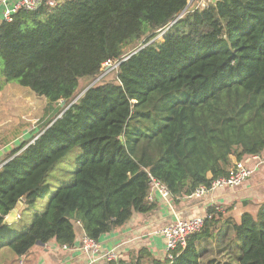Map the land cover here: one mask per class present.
<instances>
[{
    "label": "trees",
    "instance_id": "obj_1",
    "mask_svg": "<svg viewBox=\"0 0 264 264\" xmlns=\"http://www.w3.org/2000/svg\"><path fill=\"white\" fill-rule=\"evenodd\" d=\"M189 1L41 0L0 21V92L17 83L48 106L39 135L0 163V251L71 247L77 227L98 242L154 208L149 177L175 202L225 177L230 156L264 158V0H211L170 26ZM106 62L113 81L101 79ZM82 80L84 90L97 83L84 91ZM74 148L71 183L27 226L21 218L48 194L49 171ZM18 204L20 218L5 223ZM206 214L185 248L155 264H214L210 254L264 264V202L238 223Z\"/></svg>",
    "mask_w": 264,
    "mask_h": 264
},
{
    "label": "crops",
    "instance_id": "obj_2",
    "mask_svg": "<svg viewBox=\"0 0 264 264\" xmlns=\"http://www.w3.org/2000/svg\"><path fill=\"white\" fill-rule=\"evenodd\" d=\"M15 1L9 0L7 6L11 7ZM5 9L6 5L0 4V21L4 19ZM7 146L9 145L0 148V163L9 154V152H5V150H9ZM260 159L264 160V158ZM243 160V163L248 167L254 166L256 163L248 157H244ZM237 161L240 160L235 156H230L231 166ZM209 177L210 175H208ZM263 202L264 164L260 166L258 172L237 188L218 189L205 194L201 198L184 197L175 202L171 197L169 201H163L159 196H156L152 202L154 208L149 213L141 215L134 213L123 227L101 236L98 240L99 249L94 255L82 251L81 241L84 234L77 227L76 238L71 247L64 248L58 245L56 241L51 240L45 244H36L25 255L16 259L13 258L10 250L2 249L0 251V264H85L91 259L95 260V264H107L105 259L107 254L115 256L114 264H135L137 259L139 264L164 262L167 260L165 245L162 237L154 234L156 230L174 222L176 219H188L196 216L205 217L208 208L216 210L215 217L219 220V224L227 221L238 223L244 213L254 214ZM23 209V205L18 204L7 215L9 220L5 223H16ZM21 221H24L23 217ZM220 233V230H215L211 234V239H207L209 243L205 245L210 247L209 250L215 246L213 240ZM229 236L230 233L226 235V240ZM222 242L225 245V239H222ZM208 257L212 258L211 260L215 259L214 264H219L221 262L219 259L224 256L217 258L210 254Z\"/></svg>",
    "mask_w": 264,
    "mask_h": 264
},
{
    "label": "rangeland",
    "instance_id": "obj_3",
    "mask_svg": "<svg viewBox=\"0 0 264 264\" xmlns=\"http://www.w3.org/2000/svg\"><path fill=\"white\" fill-rule=\"evenodd\" d=\"M209 1L211 0H190L182 16L189 9L202 8L204 6L202 2L206 4ZM155 40L162 42L161 34H158ZM113 70V65L110 67L109 65H103L101 75L106 74L105 80H103L102 76V78L100 77L103 82H109L115 79ZM87 82V80H82V89ZM59 105L63 107L62 102ZM47 107L46 99L35 95L28 88L21 87L17 83H11L5 87L0 92V148L5 146V144L9 145L7 146L9 150H5V152H9L10 154L14 149L21 146L24 141L30 140L32 142L39 135L41 125L45 122L46 117H48ZM80 153L79 148L72 149L49 171L46 177V182L49 184L48 194L38 199L34 206L24 215L23 219L27 223V226L30 225L31 217H33L34 213H40L46 207L50 198L58 188L65 187L71 183ZM12 255L14 259L17 258L13 253Z\"/></svg>",
    "mask_w": 264,
    "mask_h": 264
},
{
    "label": "built area",
    "instance_id": "obj_4",
    "mask_svg": "<svg viewBox=\"0 0 264 264\" xmlns=\"http://www.w3.org/2000/svg\"><path fill=\"white\" fill-rule=\"evenodd\" d=\"M8 1L9 0H0V4L6 5L3 17L5 20L10 21L11 16L19 9L35 10L39 6L41 0H16L11 7L7 6ZM54 4L55 2L53 1L49 2L50 6H53ZM202 4H204V6L206 5L203 2ZM105 65H109V67L112 66L109 62H106L104 66ZM113 67H116V65ZM251 158L256 161L254 166L248 167L242 161H237L228 169V174L225 177H219L213 180L208 189L204 186H199L189 197L201 198L205 194L218 189H232L243 185L256 172H258L260 166L264 164V160L260 159L258 156H253ZM156 196H159L163 201H169L170 199V194L166 187L154 178L149 177L146 201L152 203ZM205 218L206 217L203 216H196L188 219H176L174 222H171L154 232L155 235L162 237L164 241L166 259L172 260L173 252L177 248H185L187 240L201 231ZM81 244V249L85 253H92L94 255L99 249L98 242L88 239L85 235L82 238ZM64 248L66 247L64 246ZM105 259L107 263L115 262L116 260L113 254H107ZM85 264H95V260L91 259Z\"/></svg>",
    "mask_w": 264,
    "mask_h": 264
},
{
    "label": "water",
    "instance_id": "obj_5",
    "mask_svg": "<svg viewBox=\"0 0 264 264\" xmlns=\"http://www.w3.org/2000/svg\"><path fill=\"white\" fill-rule=\"evenodd\" d=\"M186 9H187V7L184 9V11H182L180 14H178V16L176 17V19L170 24V26L173 25L178 19H180L182 17V15L186 11ZM137 51L133 52L131 55L135 54ZM96 81H98V79ZM96 81H94L93 83H91L84 91H86L87 89H89ZM84 91L79 96H81L84 93ZM79 96L74 100V102L79 98ZM8 220H9V216L5 217L4 221L7 222ZM37 245H40V243H37Z\"/></svg>",
    "mask_w": 264,
    "mask_h": 264
}]
</instances>
